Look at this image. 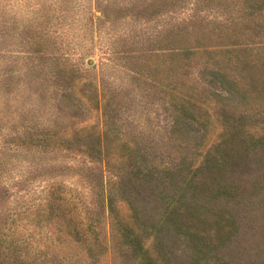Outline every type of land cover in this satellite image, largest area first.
Here are the masks:
<instances>
[{
    "label": "rangeland",
    "instance_id": "obj_1",
    "mask_svg": "<svg viewBox=\"0 0 264 264\" xmlns=\"http://www.w3.org/2000/svg\"><path fill=\"white\" fill-rule=\"evenodd\" d=\"M258 51L264 0H0V233L23 254L38 227L22 223L51 194V258L137 264L130 237L172 189L205 224L164 230L158 263L264 264V108L223 84ZM109 202L137 209L130 235L110 234Z\"/></svg>",
    "mask_w": 264,
    "mask_h": 264
},
{
    "label": "trees",
    "instance_id": "obj_2",
    "mask_svg": "<svg viewBox=\"0 0 264 264\" xmlns=\"http://www.w3.org/2000/svg\"><path fill=\"white\" fill-rule=\"evenodd\" d=\"M259 3V2H258ZM263 4V3H262ZM227 47V46H226ZM178 49V47L176 48ZM189 49V48H187ZM189 51V50H188ZM191 51V50H190ZM191 54V55H190ZM192 53H187V55L193 57ZM180 56V55H179ZM65 59V58H64ZM243 63H239L241 65V76L240 79L236 82L228 81L227 79H223V84L228 85L227 91H231V100L232 102L238 103L242 108V110H250L253 107H257L256 109L264 108V51L255 52V58L252 59L250 54H246L245 57L241 58ZM181 60V57H178V61ZM179 63V62H177ZM238 64V63H237ZM155 66V64H154ZM156 67V66H155ZM158 67V66H157ZM77 67L71 68L72 71H77ZM167 76V75H166ZM229 82V83H228ZM162 84V83H161ZM233 85V86H231ZM233 91V92H232ZM176 92V90H175ZM230 100V99H229ZM230 100V101H231ZM231 185H229L225 180H221L215 184L214 191L215 193H220L224 197H232ZM174 190L170 189V192L163 191L158 188L156 199L162 204V211L158 214L157 218L154 219L151 223L146 224L142 228V232H146L147 235H141L142 241L141 243H137L133 237H130V243L133 245V248L137 252L136 261L137 264H160L158 263V258L156 256L155 250L150 248L151 246H156V251L158 254L164 258L166 261L167 256L166 252H171L167 250L164 252V248L162 247V239L164 236V230L166 232H172L175 235H183L188 237V233L197 230L202 231L203 225L205 224L204 220H200L202 217L200 211L198 209L186 207L183 211L180 212L176 208V203L174 204ZM55 196L49 194L47 197H43L41 201L36 204L34 208L35 218H31L27 220L25 223H22L23 226H27L34 222L36 223V227L38 230L30 231L33 232L36 238H33L29 249L20 254L15 249L14 244L17 241L11 233L1 234L0 233V251L4 249L9 252V254L1 257L0 262L5 264H84L83 259H75L66 260V256L64 253H60V258L57 261L54 258L49 256L51 251L59 252V245L62 244V241L58 240L55 237H52L55 233L53 228L57 227V224L61 219L59 215L56 213V206L52 203L54 202ZM109 208L107 209L108 222H109V231L112 237L114 235H122L123 231L128 230L125 229L127 225L126 222L130 219L134 221L136 218L137 209H130L128 203H124L123 205L111 206L110 202L108 203ZM122 206H126L125 209ZM128 209V210H126ZM125 210V211H124ZM136 212V213H135ZM180 216L181 219L178 220L177 217ZM199 217V218H198ZM37 218V219H36ZM189 219L193 220L196 223L190 224ZM197 222H200L199 225ZM49 225V226H48ZM10 226V225H8ZM2 224L0 222V231ZM123 227V228H122ZM133 228V227H132ZM60 229V227H59ZM133 229H136L135 227ZM69 226L67 228H63L62 234L68 233ZM59 231V230H58ZM126 234L130 235V231H126ZM22 238L20 241L24 240ZM13 242V245H12ZM61 244H60V243ZM25 243V241H24ZM9 245V246H8ZM170 247V246H169ZM56 249V250H54ZM149 249V250H148ZM15 250L16 253L15 254ZM65 257V259H62ZM61 259V260H60ZM85 260V259H84ZM189 264H194V260H192ZM202 264V263H201ZM221 264H243L239 262L230 263L224 262L221 259Z\"/></svg>",
    "mask_w": 264,
    "mask_h": 264
}]
</instances>
